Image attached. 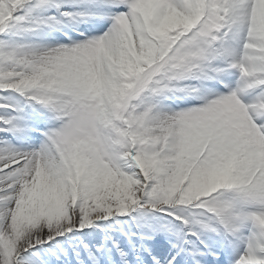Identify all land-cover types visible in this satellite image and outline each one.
Returning a JSON list of instances; mask_svg holds the SVG:
<instances>
[{
    "label": "snow or ice",
    "instance_id": "obj_1",
    "mask_svg": "<svg viewBox=\"0 0 264 264\" xmlns=\"http://www.w3.org/2000/svg\"><path fill=\"white\" fill-rule=\"evenodd\" d=\"M0 264H264V0H0Z\"/></svg>",
    "mask_w": 264,
    "mask_h": 264
}]
</instances>
